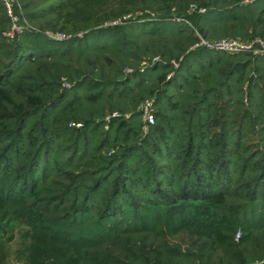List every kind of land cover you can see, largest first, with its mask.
I'll list each match as a JSON object with an SVG mask.
<instances>
[{
    "label": "trees",
    "instance_id": "16d2710c",
    "mask_svg": "<svg viewBox=\"0 0 264 264\" xmlns=\"http://www.w3.org/2000/svg\"><path fill=\"white\" fill-rule=\"evenodd\" d=\"M243 1L0 0V264H264V55L202 44Z\"/></svg>",
    "mask_w": 264,
    "mask_h": 264
},
{
    "label": "built area",
    "instance_id": "2783aa9c",
    "mask_svg": "<svg viewBox=\"0 0 264 264\" xmlns=\"http://www.w3.org/2000/svg\"><path fill=\"white\" fill-rule=\"evenodd\" d=\"M1 1L2 3L5 4L7 14L13 22L11 29L5 33V36L7 38L13 39L15 36L22 35L26 31L35 30L25 20L21 21L20 17L16 13L17 9L21 10V4L18 2V0H1ZM250 2L251 0H244L243 4H248ZM46 36L51 40L66 39L64 35L59 33L47 32ZM202 44L206 48L213 49L216 51L230 52V53L252 52L253 54H257V55H264V42L259 39L253 40L251 42L243 43L239 40L226 38V40L214 41V42L203 41ZM147 64H148L147 62L144 63V65ZM175 65L177 66V63H175ZM65 87H68V85L66 84ZM139 112L142 116L143 131L144 133H147L151 125L155 123L154 100L150 99L142 103L139 107ZM113 117H119V116L117 113H113L111 116L107 117L106 120L109 122ZM77 126L79 127L81 125L77 124Z\"/></svg>",
    "mask_w": 264,
    "mask_h": 264
},
{
    "label": "rangeland",
    "instance_id": "374dc122",
    "mask_svg": "<svg viewBox=\"0 0 264 264\" xmlns=\"http://www.w3.org/2000/svg\"><path fill=\"white\" fill-rule=\"evenodd\" d=\"M18 237V236H17ZM19 238V237H18ZM18 238H17V240H15L14 242H13V249H16V247H17V243H18ZM14 259V258H13Z\"/></svg>",
    "mask_w": 264,
    "mask_h": 264
}]
</instances>
